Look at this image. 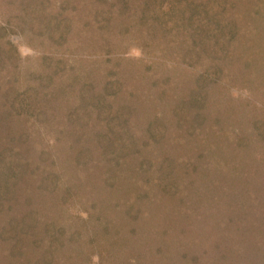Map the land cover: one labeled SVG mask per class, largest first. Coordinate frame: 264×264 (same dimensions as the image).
I'll return each mask as SVG.
<instances>
[{
    "label": "rangeland",
    "instance_id": "374dc122",
    "mask_svg": "<svg viewBox=\"0 0 264 264\" xmlns=\"http://www.w3.org/2000/svg\"><path fill=\"white\" fill-rule=\"evenodd\" d=\"M262 1L0 0V99L9 96L10 100H16L24 96L39 112L35 123L42 118L38 131L26 143V162L20 175L22 180L15 187L17 198L10 209L4 210L3 215L12 219L21 216L24 210L33 209L42 217L38 223L42 229L48 223L53 224L55 219L59 221L58 225L64 229L65 236L74 237L68 245L75 257L67 264H136L134 260L139 257H142L139 264L143 260L146 263V260H151L150 264H185V259L180 256L182 252L174 249V244L178 245L180 239L186 242L185 237L190 236L188 231H198L200 226L207 227L210 234L216 227L212 228L205 222L206 215L208 217L211 212L206 206H193L189 194H179L175 201L176 211L159 207L160 201L166 200L167 203L170 200V192H167L170 191L169 186L171 188L181 183L189 190H199L207 201L211 200L213 194H218L217 198L226 194L219 199L218 209L228 218L226 224L230 225L227 227L230 232L226 235L225 230H216L215 233H223L222 238L225 237L232 248L234 242L239 244L233 251L235 264H250L243 259L245 252L242 247L248 240L241 234L243 228L250 226L249 233L261 245V249L254 252L258 256L255 259L264 264V163L252 159L256 165L252 169L247 154L259 140L258 130L262 127L261 124L254 127L253 123L264 121V63L242 68V62L238 60L250 51V47L241 51L240 42L252 34L254 26L258 27L255 16L251 14L263 5ZM22 5L32 6L24 11ZM193 6L200 10L199 15L189 19ZM59 9L62 14L74 12L68 30L64 26L63 30L51 27L43 29L38 15L30 17L27 14L34 11L31 14L49 17ZM102 11L111 17V28L107 26L110 17L102 25L101 20L96 21L97 14ZM144 14L146 18L142 19ZM152 16L155 18L152 19ZM149 20L153 21V25L148 32ZM215 40L223 45L220 42V45L213 47ZM223 46V73L214 69L218 61L216 57L210 56L208 61L201 62L204 58L201 56V63L191 60L198 48L202 51L209 47L210 55L220 51ZM199 72H206V78H201ZM105 86L109 87L107 95L103 90ZM195 86L206 91L203 103L206 104L213 94L218 100V103L213 102L210 109L203 110L211 113L205 125L216 123L218 119L215 116L221 115L230 106L234 114L230 118L229 129L247 140L239 146V150H235L240 157L234 175L235 168L232 169L231 162L218 160L208 163L210 151L206 148L207 144L201 146L199 141H195L199 134L190 137L191 140L186 138L189 132L181 135L184 136L181 141L176 137L183 134L188 125H183L184 120L180 126L173 123L190 117V112L197 108L202 109V104L195 105L189 101L188 93L192 95L194 92L191 89ZM163 89L167 93L161 97ZM100 97L103 98L101 105L108 109V113L103 112V119L102 111L98 115L97 110L94 122L99 128L104 124L106 130L114 134L115 138L107 133L105 140L106 145L115 150L114 157L112 155L113 158L109 160L108 157L99 156L93 160L98 161L95 171H83L82 178H78L76 172L69 173L66 165L73 167L69 159L82 144L72 138V148H69L71 138L65 132L80 125L81 113L87 114L91 102ZM179 105H183L185 111L173 114ZM117 110L127 115V130L132 138H128L124 124L118 127L117 119L121 117L117 118ZM183 126L186 128H180ZM155 133L159 140L151 139ZM83 134L87 135L85 132ZM94 135H87V140L95 138ZM254 137L257 139L254 140ZM127 138L132 139L134 145L130 142L128 145L125 142ZM44 149L53 151L58 170L65 166L62 170L65 181L71 177L78 184L70 197L72 199L60 206L57 194L48 195L46 189L42 191V185L41 189L38 188L37 185L41 184L39 174L35 170L30 172L33 167L37 168V172L46 170L51 163L47 156H39ZM197 156L202 158L200 165ZM107 160L111 164H107ZM194 163L198 164L197 168H193ZM257 166L261 168L254 180L250 169L253 171ZM242 172H245L243 177L250 176L244 188L246 192L242 193L244 189L239 188L236 193L231 192L230 188L233 187L234 191L236 186L232 185L235 182L232 179V183L231 178L239 177ZM107 176L112 177L118 187L115 193H119L107 194L106 190L104 193L103 188L107 184L101 187L99 183H103ZM79 181L83 183L82 186ZM108 198L110 202L111 199L116 200L120 206L133 203L140 210L146 202L159 201V204L153 203L151 208L150 219L153 217L156 220L154 228L143 225V220L150 215L146 214V210L141 212L140 217L121 215V210L115 213L107 210L108 217L121 222L120 231L116 233L118 241L112 235H103L100 229L94 231L92 223L83 221L86 216L84 204L87 200H95L99 210ZM156 213L159 214L155 218ZM7 217H0V223L5 224ZM33 219L28 218L26 223L30 225ZM214 221L218 222V219ZM78 230L81 232L79 235ZM180 233L185 237H177ZM161 234L168 235L170 239L159 248L157 244L162 241ZM89 235L92 242L88 249L78 250ZM194 248L201 249L197 246ZM205 250L213 252V244H208ZM25 256L23 262L20 257L6 259L4 255L0 261L2 264L34 263V256L29 253ZM225 258L229 259L227 256Z\"/></svg>",
    "mask_w": 264,
    "mask_h": 264
},
{
    "label": "trees",
    "instance_id": "16d2710c",
    "mask_svg": "<svg viewBox=\"0 0 264 264\" xmlns=\"http://www.w3.org/2000/svg\"><path fill=\"white\" fill-rule=\"evenodd\" d=\"M262 2L263 5H260L259 8L252 11L253 14H251L252 16H255L254 19L258 27L254 26L252 34H250V36H247L245 40H241L240 42L241 51H243L246 47H250V51L245 55H241L242 58L240 57L238 59L240 62H242V64H240L242 68L260 66V64L264 63V31H263L264 30L263 27L264 0ZM28 6L31 7L32 5H27L25 7H23L22 5L23 9H25L24 11L28 10L27 9ZM196 7L197 6H193L191 8V13H189L188 15L189 19L192 18L195 19L199 15L200 10L198 11ZM31 13L27 12V14L31 15L30 17L38 15L39 22L41 23L43 29H46L47 27H51L52 29L58 28L62 30L64 28L67 30L70 28L73 22V15H74L73 11H71V13L68 14H62L61 9H59L57 12H54L52 15L50 13L51 16L49 17H45L44 15L42 16L39 14H31ZM145 14L141 17L142 19L146 18ZM108 17L110 16L105 11H102L99 14H97L96 21L101 20V25H102L103 22H105V19H108ZM154 18L155 17L152 16V19ZM110 20L111 17L108 19L107 22L108 28H111ZM152 25H153V21L150 22L149 20V22L147 23L148 32L149 29L152 28ZM62 26H64V28H62ZM220 42L221 41L215 40L214 43L211 44L213 47H216L217 44L220 45ZM224 47L225 46H223L220 51H216L215 54H210V55L207 50V48L209 47L203 49L202 51H200L198 48L197 52L195 51V54L194 52H192V54H194V58H192L191 60L192 62L197 63V61L201 59V56H204V58L201 59V62H204V60L208 61L207 58H209L210 56L214 58L216 57V60L218 61H216L214 69L217 72L221 71L223 73L225 69H224V65L222 64L223 62L221 61L225 56ZM213 50H216V48H213ZM0 59H1V55H0ZM205 74L206 72H199V76L201 78L203 77L206 78ZM108 88L107 86H105V88L103 89L105 95H107V91H109ZM187 90L190 89L187 88ZM191 90L194 93H192V95L188 93L189 101L196 103L195 105L202 104V109L197 108L196 110L190 112L191 114L190 117L181 119V121L173 123L175 125L179 124L180 126V124L183 123L184 120L183 125L186 123L188 125L187 128L186 126L180 127L186 129L185 132H183V134L181 133L177 134L176 137L178 141L183 140L184 136L181 135H185V133L189 132L188 134H186V138H188L189 140H191L190 137H196L195 135L199 134V137H196L195 141L196 140L199 141L201 146H203V144L204 145L207 144L206 148L210 151L208 152L209 153L208 163H213L218 160L231 162L232 169L235 168L234 169L235 171L233 172L234 175L235 172L238 170L237 162L239 161V157H240V155L236 153L235 150H239V146H242L244 143L247 142V140L243 136H238V134L234 133L233 130L229 129V124L231 123L230 118H232L231 116H233L234 111L231 109L230 106H228L227 111L221 113V115L215 116L218 119L216 123H214L215 122L214 121L208 125H205V122L208 119L209 115H211V113L208 112L209 110L207 112L205 111L203 112V110L210 109V106H212L213 102L214 101L217 102L218 100L213 94V96H210V100H208L205 104L203 102H205L204 100L207 96L206 91H204L202 87L199 88L198 86H195L194 89L192 87ZM162 91L163 92H161L162 95L161 97H163V94L167 93L166 89H163ZM17 98H16L17 101L14 99L10 100L9 96H6V98L2 97L0 99V176H1L0 177V217L1 218L2 216L7 217L5 216L6 214L3 215L4 210L10 209L11 207L10 205L17 198L16 197L17 190L15 187L17 186V182H19V180H22L20 178V175L22 174V170L26 162V157H25L27 153L26 147H28V144L26 143H28L29 138L34 137V133L38 131L39 124H42L40 123L42 120L41 117L39 118V120L41 119L40 122L36 121L35 123L36 118L39 116V112L36 111V107L34 105L32 106L24 96ZM102 99L103 98L100 97L97 98V100L92 101L90 104L91 107L88 108L87 114L86 112L81 113L82 117L80 118L79 121L80 125L77 124L75 128L69 130L68 132H65L66 136H68V138H71L70 139L71 142H69L68 144L69 148H72V144H71L72 138L75 141L82 144L77 151L73 152L71 159H69V161L73 164V167L70 168L69 166L66 165V168L67 169L69 168V173L73 174L74 172H76L77 173L76 177L78 178L79 177L82 178L84 172L91 173L92 170L93 172L95 171L94 167H97L96 164L98 165V161L93 162V160H96L99 156L108 157L110 158L109 160H111V158L114 157L113 153H115V150L113 148H110L105 143L107 133L108 135H111L115 138L114 134L110 131H107L106 126H104V124L100 126L101 128H99V125H97L94 122V117H95L94 113L97 110L99 112L98 115H100V111H102V115L103 112H106V115L108 113V109L105 106L103 107L101 105ZM225 108L226 107H223V109ZM83 110L86 111V108H83ZM83 110L82 112H84ZM173 111H174L173 114H175L178 113V111L183 112L185 111V109L183 105L182 106L179 105L175 107ZM116 113L118 114V115L115 114L117 118L121 117L120 120L116 118L118 120L117 122L118 127L124 124L125 125L124 128L126 129L127 135L129 136V132L127 130V124H128L127 115L125 114V112H122L120 110H117ZM96 117L97 119L99 118V116ZM104 118H105V113L103 115V119ZM178 119L179 117L177 118V120ZM90 120L93 122L94 128ZM100 121H102L101 118ZM253 124L252 125L254 127L256 124L257 125L261 124L262 127L259 128L260 130H258L259 140L255 142L253 146L254 148H252L247 152V154L249 153V157L248 156L247 157L252 162V169L254 166H256L252 161V159L255 162L257 161L258 163L259 162L264 163V121H259V122L257 121L254 122ZM75 130L80 131V133L82 134L77 135ZM84 132L87 135L94 133L95 138L92 137V138H88L87 140L86 138L87 135H84L83 134ZM220 136L222 138H218ZM157 137H158L157 133H155V135L151 136V139H155ZM128 138H132V137L129 136ZM128 138H127L128 141L125 142L128 145L130 143L131 145H134V143H132L133 140L132 139L129 140ZM253 139L255 140L257 138L254 137ZM249 141H251L250 138ZM91 142L94 143V145L88 147L87 145H91L92 144ZM93 151L98 152L99 155L93 154L94 153ZM39 156L41 158L47 156L48 158L51 159V163L49 164V166L47 165L46 170H40L37 172V168L33 167V170L30 171L32 172L35 170L34 172L39 174L38 176L41 181V184L40 185L38 184L37 187L39 186L41 189V185H42L43 188L42 191L43 190L45 191L46 189L48 195H52L53 193H56L57 200L59 202L58 206H60L62 203L64 204L66 201L68 202L69 199H72L70 197L72 196L73 192L76 190L78 184L76 185L74 179L71 177L69 180L65 181V179L63 178V171H62L65 168V166H63L61 170L60 169L58 170L57 166H55L54 163L53 151H51L50 149L41 150ZM109 160L106 161L107 164H111L110 162H108ZM201 160L202 158H200V156H197V161H199V165L201 164L200 163ZM193 165H194L193 168L198 167L197 163H194ZM260 168H261L260 166H257L253 171L250 169L251 177L254 180L257 178V177L255 178V176L259 175ZM243 174H245V172L239 174L240 176L237 178L229 177L231 178V182L232 179L234 180L233 182H235L234 184H232L233 182L231 184L234 186L236 185L234 191L232 190L233 187L230 188L231 192L236 193L239 189L243 190L244 188L247 187L246 183H249L247 179H250L249 178L250 176L243 177L242 176ZM92 177H94V173ZM174 180L176 181L177 178H175ZM79 184L80 186L83 185V183L82 182L80 183V181ZM99 184L101 185V187H104V184H107L103 188L104 193L105 190L107 194L114 195L119 193V192L115 193V191H118V187L115 183H113V179L110 176H107V178L104 179L103 183L100 182ZM186 187L183 186V184L181 183L175 184L171 188L169 186L170 191L167 192H170L168 194L171 196L170 200L167 203L166 200L164 202L160 201L159 207L163 206L162 209L170 208L171 212L174 210L176 211L175 208L177 206L175 201L178 199L179 194L180 193L189 194L193 202V206H196L198 208L206 206V209L211 212L208 213V217L206 215L207 220H205V222H207V224H209V226H211L212 228L214 227L216 228L215 230H213V234H210L208 232L209 230H207V227H203V226L202 227L200 226L198 231H195L196 233L195 232L190 233V231H188V234H190V236L185 237L183 233H180L177 237H181V236L185 237L187 241L184 242L183 240L180 239L178 241V245L174 244L175 245L174 249H177L182 252L180 256L185 259V264H204L205 262L207 264H220V263L235 264L236 257L234 256L233 251H235L236 246H238L239 244H236L234 242L232 248V245L225 241V237L222 238L223 233H215L216 230L220 232L221 231L224 232L225 230L224 234L226 235H228L230 232L229 228H227L230 225L226 224L228 218L226 219L225 215H223V213L221 212L222 210L220 211L218 209L220 208L218 206L219 199H223L224 198L223 196H225L226 194L223 193L222 196L219 195L218 198H217L218 194H213L210 197L211 200L207 201L205 197L201 196V192H199V190H196L194 188L189 190V188ZM245 192L246 190L244 189L242 193ZM87 196L90 197L89 195ZM242 199L243 198H241L240 201H242ZM153 203L155 202L153 201L149 203L148 202L144 203L145 207L140 210V207L136 206L133 203H125V206L124 205L120 206L116 200L111 199L110 202L108 198L102 204V207L100 206L98 210V206L95 200H87L83 208L86 214L83 221L85 223H89V222L92 223L93 224L92 229L94 231H98L100 229L101 231L99 232H101L103 235H112L118 241V235L116 233L120 231L121 222L116 221L114 217L111 216L108 217V215L106 214L107 210L109 211V213H111L112 211H114L115 213L121 210L119 214L121 215L126 214L129 216L131 215L133 217L142 216L141 212H144L146 210V214H150V215L143 220V225L147 228L148 225H152L154 228L153 224L156 222V220L153 217L150 219L151 208L154 206ZM156 203L159 204V201H156ZM189 206L191 208V204ZM68 208H69V203L67 205V209ZM103 211L105 214H103ZM181 211L183 212V209ZM22 213L23 214H21V216H15L12 219H8L7 217L4 220L5 224L0 223V257H3V255L6 259H10L12 257L13 258L20 257L21 261L23 262V256L29 253L31 254V256H34V263L32 264H67L68 261L74 259L75 257L73 256L74 253L68 245V242L70 240H73L74 237L71 235L65 236L64 229L58 225L59 221L55 219L53 224L48 223L42 229V227L39 228L38 225L39 221L40 220L42 221V217L35 210L27 209L24 210ZM158 214L159 213H156L154 215L155 218ZM28 218H34L31 221L30 225L26 223L28 221L27 220ZM215 219H218V222H215L214 221ZM196 224H197V220H196ZM198 226L199 223L197 224V227ZM239 226L240 225L237 226L235 225V227H239ZM78 231H79L78 235L81 234L80 230ZM249 231H250V226H248L247 228H243V230H241V234L243 236H246L248 240L246 243H244V246L242 247L245 252L243 259L244 261H249L248 263L250 264H260V260L255 259V256L256 257L258 256L255 255L254 252L255 250L261 249V245L260 243L255 242L254 238L249 233ZM165 232H167V230H165ZM161 238L162 241L160 242V244H157L158 245L157 247L159 248L164 246V244H162L164 241L170 239L168 235L165 236L164 234H161ZM91 239L92 238L90 235L87 236V238L84 239L83 244L79 245L78 250H81L82 248L88 249L89 243L92 242ZM143 239L145 240V235ZM196 240L198 241L196 242ZM210 243L213 244V252L209 253V251L205 250V248ZM165 246L167 247L169 245L165 244ZM194 246L200 247L201 249H196L194 248ZM34 250L36 251V253ZM203 254L204 256L202 257ZM226 256L229 259L225 258ZM140 258L142 257H139L134 260L136 264H139ZM25 261H27V256H25ZM146 261H148V263H146L145 260H143L142 264H150L151 262V260L150 262L149 260ZM0 264H2L1 261ZM23 264H27V263L25 262Z\"/></svg>",
    "mask_w": 264,
    "mask_h": 264
}]
</instances>
